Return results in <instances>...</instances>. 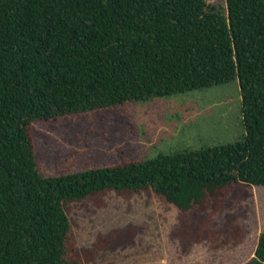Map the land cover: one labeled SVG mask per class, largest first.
<instances>
[{
    "label": "trees",
    "instance_id": "trees-1",
    "mask_svg": "<svg viewBox=\"0 0 264 264\" xmlns=\"http://www.w3.org/2000/svg\"><path fill=\"white\" fill-rule=\"evenodd\" d=\"M235 79L244 133L233 143L38 171L37 122ZM251 186H264V0H0V264H93L134 245L145 228L132 223L75 245L70 205L101 207L109 193L175 207L169 237L182 254L236 245ZM243 264H264V232Z\"/></svg>",
    "mask_w": 264,
    "mask_h": 264
},
{
    "label": "rangeland",
    "instance_id": "rangeland-1",
    "mask_svg": "<svg viewBox=\"0 0 264 264\" xmlns=\"http://www.w3.org/2000/svg\"><path fill=\"white\" fill-rule=\"evenodd\" d=\"M207 2L225 7V0ZM240 107L235 79L167 99L37 122L33 125L37 168L42 176H57L233 143L244 133ZM249 191L251 196L237 207L246 214L240 221L247 233L236 245L212 249L199 244L182 254L169 237L177 225V209L145 192L130 198L109 193L101 207L92 201L70 205L75 245L90 247L97 234L132 223L145 228L135 244L108 252L93 264H243L253 257L258 235L264 232V186H251ZM215 219L220 223L222 216Z\"/></svg>",
    "mask_w": 264,
    "mask_h": 264
}]
</instances>
